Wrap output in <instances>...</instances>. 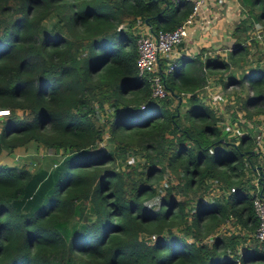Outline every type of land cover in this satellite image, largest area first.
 I'll use <instances>...</instances> for the list:
<instances>
[{
	"label": "trees",
	"instance_id": "1",
	"mask_svg": "<svg viewBox=\"0 0 264 264\" xmlns=\"http://www.w3.org/2000/svg\"><path fill=\"white\" fill-rule=\"evenodd\" d=\"M239 1L247 10L231 30L227 54L235 65L248 51L251 23L264 29V0ZM189 11L184 0H0V110H8L0 153L28 142L53 152L30 171L0 163V264H264V244L253 236L252 200L264 198V155L255 162L251 153L255 131L235 143L196 95L205 75L228 62L219 55L179 57L164 76L170 93L162 99L151 98L146 77L137 74L138 24L172 30ZM121 23L126 27L117 28ZM243 76L251 94L239 108L264 115V64ZM180 92L189 93L186 126L177 101L169 108ZM142 103L141 123L135 108ZM103 106L112 146L93 156L87 150L103 138L97 120ZM155 115L161 120H149ZM142 150V171L105 165ZM247 166L256 172V186ZM163 167L182 171L186 192H207L214 180L222 194L188 208L186 200H174L171 187L158 197L150 180ZM228 220L234 229L218 235ZM173 226L191 232L194 242ZM204 233H213L209 246L196 244Z\"/></svg>",
	"mask_w": 264,
	"mask_h": 264
},
{
	"label": "rangeland",
	"instance_id": "2",
	"mask_svg": "<svg viewBox=\"0 0 264 264\" xmlns=\"http://www.w3.org/2000/svg\"><path fill=\"white\" fill-rule=\"evenodd\" d=\"M238 7L239 9H243L242 11L246 13V10H247L246 6L241 7L238 4ZM256 9H254V12L258 11V8ZM244 13L243 14L240 13L239 18L242 17ZM54 20H55L54 15H51L48 18H46L44 23L47 25V28L51 25V23ZM233 20L235 21V19ZM238 20H236L235 22L233 21L234 23L232 22L233 27L238 22ZM232 23H230V25ZM143 25L140 23L138 24L137 27L140 30H143L142 28ZM121 26L126 27L125 24L121 23L120 25L117 26V28H120ZM137 27H135V29ZM261 27H262V24L260 22L254 21L247 28L248 29L247 38L244 41H249L250 45L248 47L247 53L241 57L242 61L239 60L241 63L240 65L238 64L235 65L231 63L230 60L228 59L227 54L232 48L231 45H229L228 47L221 46L217 49L219 51H214L215 55H219V57L223 58L224 60L228 62V67L226 69H215V74L205 75L204 81L201 82V86L196 91V95L200 98V100H202L204 104L209 105L210 108L212 109L213 116L215 117L214 125H216L217 128H221V130L223 129L227 133V137L237 139L235 143H237L238 138L241 135L249 132V129L252 130V128H249L246 132L242 134H239L236 136L232 135V134H236L238 132H242L243 130H245L243 126L244 124L240 122V119H243L242 117L243 113H244V117L245 116L247 117V118L245 117L247 120H251L253 118L252 116L256 117L255 115L256 113L253 112L254 110H252L253 109L252 106H250V108H244V107L239 108V105L242 104L244 98L247 95L251 94V91L248 88H247V91L245 90L246 83L244 84V82L242 81L244 80L243 75L249 72L250 69L254 68L256 65H260V67H262L264 64V29ZM140 30H138L137 32L135 31V34H137ZM230 40L233 41L234 37L233 39H230ZM231 75L234 76L235 78L233 79ZM224 82H227V83L224 85ZM185 96H189V94L179 93V97H176L177 99L172 101V104L170 105L169 108L174 109V105H176V101H177L179 113L183 115L184 111H186L189 107V101L187 102V99L184 98ZM238 97H240L241 99H239ZM251 100L254 106L262 105L261 99L260 100L257 99L258 100L257 101L255 98H252ZM179 102L180 104H178ZM144 105L145 104L142 103L139 105V107L135 108V111L137 110L136 111L137 114H135V116L137 118L142 119L141 123L144 122V118L147 116L146 110H145L146 105L145 106ZM104 110H105V106L102 107L101 111L99 110V112L102 113V114L99 113V119H97L99 122H103L104 117L106 118L108 115V112L104 114V112H106V110L105 111ZM16 111L19 113L18 110ZM21 113L23 112L21 111ZM5 115H8L7 109H3L2 113H0V128H1V119H3V116ZM149 120L160 121L161 117H158L155 115L151 117ZM180 121H181L180 126H186L189 124V121H186V118L184 117V115L180 117ZM104 123L105 122L102 123L103 125L101 124L103 128L105 129L101 142H99V144H96L95 146L89 147V149L87 150V154L96 156L100 152H106L111 148L112 146L110 143L111 141L108 138L109 136H107L109 135V133L107 132L108 124L105 125ZM131 124H133L134 127L137 125L136 123L134 124V122ZM246 124L247 126L252 125L249 122H246ZM261 124H262V128H264V122H262ZM262 134H264V132L260 134H256V135H258L259 138L261 139ZM186 142L191 144V142L189 141H186ZM131 149L136 150V147H132ZM131 149H129L128 151H132ZM46 152H48L49 154L53 153L52 151L47 150L43 147H36V145L32 142H28L23 145L15 146L11 151L2 150V152L0 153V163H6L9 165H16L18 167H24L30 171V170L35 169L38 165H42L43 160H41V158L43 154H45ZM143 152L144 150H142L141 152H135L136 154H133V155H130L128 152L127 155L120 156V158H117L116 161L106 162L105 165H108L114 168L115 170L118 169L119 171L126 172V173L130 171H135V172L142 171L144 170L145 165H146L145 159L143 158V155H142ZM59 154H61V157H63L62 150L59 152ZM261 158L262 156L258 154L253 156V160L255 162H258L259 160H261ZM53 165H56V164H53ZM92 166L93 165H90V167ZM153 167L159 170V164L156 163L155 165H153ZM246 170H247L246 173H248L249 177H251L252 179L256 173L254 168L250 169V167L247 166ZM181 172H182L181 170L173 172V170L169 167H163L160 173H158V171H155L152 174V177L150 180L151 181L150 186H152L155 189L156 196L159 197L160 195H164L166 188L171 187L172 193H174V200L175 201L186 200L187 204L185 205L184 208H188L187 207L188 204L195 205L196 203L198 204L201 201H211L212 202L216 198L214 196L220 195L221 192L220 190H218L219 188L218 185L214 184V180L213 182L211 180L212 185L208 189L207 192L203 193L200 187H198L193 194L190 192L184 191L182 187L183 186V180H182L183 175L181 174ZM127 176H130V174H128ZM254 178H255L254 181L256 182L257 176L255 175ZM177 209L178 208L176 206L172 207V210L174 211H176ZM93 217L94 215H91V218ZM178 227L173 226L171 227V230L174 231L176 234L180 235L181 237H183L185 240L194 242L193 238L191 237V232L190 234H187L186 230L184 231L183 229H179ZM225 229H228V230L234 229V226L231 221L229 220L228 222L224 221L223 224H221L219 228V231L221 230V233L216 232V234L219 233L218 235L222 234V235L227 236L229 233L227 232L226 234L224 231ZM212 235L213 233H204L200 242H196V244L202 243L206 246H209L210 243H212V239L210 238ZM156 238H157L156 234H154L153 236L152 234L150 235V239L153 240ZM199 238H200V235L197 236V239ZM251 242L252 241L246 240V243H251Z\"/></svg>",
	"mask_w": 264,
	"mask_h": 264
},
{
	"label": "built area",
	"instance_id": "3",
	"mask_svg": "<svg viewBox=\"0 0 264 264\" xmlns=\"http://www.w3.org/2000/svg\"><path fill=\"white\" fill-rule=\"evenodd\" d=\"M172 3H177L182 0H166ZM190 3V11L185 19L172 30L152 31L146 26V29L140 30L136 38V59L135 67L139 76H145L150 87V97L154 99H162L169 95V91L165 86V74L173 67L171 62L173 56L178 55L177 48L183 42L184 37L188 34L189 28L195 24L199 17L201 8L205 6L207 0H184ZM216 0L211 1L213 3ZM165 59V66L163 69L159 68V61ZM180 94H183L180 92ZM189 94V93H188ZM210 107V106H209ZM2 113V110H0ZM243 119L240 122L244 124L245 130L232 134L233 136L246 132L249 128L255 131V142L253 152L258 155H264V134L261 139L258 135L264 132V128L260 127L259 123L253 120H247L242 115ZM264 120V117H263ZM249 122L252 125L246 124ZM238 128V126H237ZM231 190H233L231 188ZM252 206L257 216V226L254 230L253 236L257 242L264 244V198L254 196Z\"/></svg>",
	"mask_w": 264,
	"mask_h": 264
},
{
	"label": "crops",
	"instance_id": "4",
	"mask_svg": "<svg viewBox=\"0 0 264 264\" xmlns=\"http://www.w3.org/2000/svg\"><path fill=\"white\" fill-rule=\"evenodd\" d=\"M211 1L213 0H207L205 6L201 8L195 24L189 28L188 34L177 48L179 54L173 56L172 59L178 64L180 61L178 58L181 56L187 57L186 59L188 60V58L197 55L202 61L210 57L213 58L215 57L214 51H219L217 49L221 46L228 47L229 43H231L230 39H233L231 36V30L233 29L232 25L238 20L243 10L239 9L238 4L241 7L243 6L239 0H216L213 3H211ZM233 19H235V21ZM230 23L232 24L230 25ZM146 26L147 25L142 26L143 30L146 29ZM164 66L165 59H161L159 61V68L163 69ZM255 115L256 117L252 116L253 118L251 117V120L255 121V123H259L260 127H262L261 123L264 122V115ZM254 177L255 175L251 179V182L256 186Z\"/></svg>",
	"mask_w": 264,
	"mask_h": 264
},
{
	"label": "clouds",
	"instance_id": "5",
	"mask_svg": "<svg viewBox=\"0 0 264 264\" xmlns=\"http://www.w3.org/2000/svg\"><path fill=\"white\" fill-rule=\"evenodd\" d=\"M148 27V26H147ZM149 28V27H148ZM140 30V29H139ZM171 62H173V67H172V69L169 71V72H167L165 75L167 76L168 74H170L174 69H175V67H177V65H178V63L176 62V61H174V59H172L171 60Z\"/></svg>",
	"mask_w": 264,
	"mask_h": 264
},
{
	"label": "water",
	"instance_id": "6",
	"mask_svg": "<svg viewBox=\"0 0 264 264\" xmlns=\"http://www.w3.org/2000/svg\"><path fill=\"white\" fill-rule=\"evenodd\" d=\"M253 152V150L251 151V153Z\"/></svg>",
	"mask_w": 264,
	"mask_h": 264
}]
</instances>
